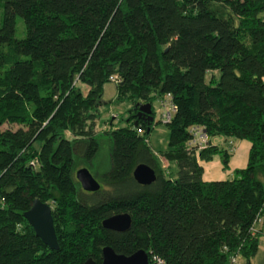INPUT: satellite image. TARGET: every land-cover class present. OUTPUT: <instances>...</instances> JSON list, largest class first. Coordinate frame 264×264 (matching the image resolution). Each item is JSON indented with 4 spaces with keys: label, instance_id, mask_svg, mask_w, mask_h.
Instances as JSON below:
<instances>
[{
    "label": "trees",
    "instance_id": "trees-1",
    "mask_svg": "<svg viewBox=\"0 0 264 264\" xmlns=\"http://www.w3.org/2000/svg\"><path fill=\"white\" fill-rule=\"evenodd\" d=\"M105 84L129 108L122 126L95 131ZM155 100L175 108L158 152L146 142ZM192 127L202 149L189 146ZM230 139L249 144L245 167L203 182L198 162L218 156L225 169ZM140 164L155 175L147 186L132 179ZM80 167L99 177L97 194L79 188ZM34 199L51 209L56 251L22 218ZM118 213L127 231L101 227ZM255 218L264 223V0H0V264H100L105 246L143 250L149 264H249Z\"/></svg>",
    "mask_w": 264,
    "mask_h": 264
},
{
    "label": "water",
    "instance_id": "water-1",
    "mask_svg": "<svg viewBox=\"0 0 264 264\" xmlns=\"http://www.w3.org/2000/svg\"><path fill=\"white\" fill-rule=\"evenodd\" d=\"M149 105L144 104L138 108V114L146 116L148 121ZM75 181L83 192L93 193L99 189V184L91 175L86 167H80L73 173ZM133 181L141 186H147L155 180L154 172L145 165H137L132 171ZM50 207L34 199L29 208L22 213V218L31 228L33 235L50 251H56L58 245L56 242ZM101 227L116 233H123L130 227V218L126 213L111 215L100 223ZM100 264H149L148 255L143 250H138L128 256L115 254L111 248L105 246L100 250ZM81 264H93L90 258H87Z\"/></svg>",
    "mask_w": 264,
    "mask_h": 264
},
{
    "label": "rangeland",
    "instance_id": "rangeland-1",
    "mask_svg": "<svg viewBox=\"0 0 264 264\" xmlns=\"http://www.w3.org/2000/svg\"><path fill=\"white\" fill-rule=\"evenodd\" d=\"M23 36V24L19 18H16L14 37L16 39H21L23 38ZM114 95V86L111 84H105L103 86L102 92V105L98 109V116L94 127L95 131L104 130L105 128H108V125L110 123H112V125L116 127L122 126L124 124L123 119L125 118L127 110L129 108L128 104L126 102L118 103L114 101ZM152 111L153 124L151 130L148 132V135L146 137V142L154 152H158L166 148L168 136L167 127L161 124L160 122V114L162 113L163 109L159 105V100H155L152 102ZM107 151V144H103V146L100 147L99 154L97 155V157H95L94 161L91 164L94 169H97L99 167L100 173H103L108 169V162L106 157ZM88 170L92 174V170H90V168ZM92 175L95 179L99 180V177L94 176V174ZM258 258L264 263V250H260L258 252ZM235 264L244 263L241 259L238 258L236 259Z\"/></svg>",
    "mask_w": 264,
    "mask_h": 264
},
{
    "label": "crops",
    "instance_id": "crops-1",
    "mask_svg": "<svg viewBox=\"0 0 264 264\" xmlns=\"http://www.w3.org/2000/svg\"><path fill=\"white\" fill-rule=\"evenodd\" d=\"M225 141L226 140L222 137H214L209 139L211 145L221 146L224 149L227 148ZM230 141L233 143V151L229 154L228 162L225 169H222L218 156H214L212 160L208 162H198V165H200L202 168L201 180L203 182L230 179L232 177L233 171L243 169L245 167L249 144L244 140L230 139ZM160 163L164 167L167 166L165 162ZM170 169H173L172 165L170 166ZM256 231L258 233L257 250L254 256L250 259L249 264H264L262 260L258 258V252L260 250H264V223L257 225Z\"/></svg>",
    "mask_w": 264,
    "mask_h": 264
},
{
    "label": "built area",
    "instance_id": "built-area-1",
    "mask_svg": "<svg viewBox=\"0 0 264 264\" xmlns=\"http://www.w3.org/2000/svg\"><path fill=\"white\" fill-rule=\"evenodd\" d=\"M109 81L111 83H116V78L115 77H110ZM168 99V97H166ZM166 99V100H167ZM161 107H163V112L160 114V120L161 123L166 124L169 122L171 114L175 111L174 106L169 102V101H163L159 103ZM190 134H191V141L189 143L190 147H196L197 149H202L205 144H206V136L204 132L199 128V127H192L190 129ZM231 143L229 144V151L230 153L233 151L231 147ZM261 218H255L251 224L250 231L253 233L256 230V226L261 224ZM155 264H161V261L159 259H155L154 257L152 258ZM236 259H238L237 256L231 257L230 258V264H235Z\"/></svg>",
    "mask_w": 264,
    "mask_h": 264
},
{
    "label": "flooded vegetation",
    "instance_id": "flooded-vegetation-1",
    "mask_svg": "<svg viewBox=\"0 0 264 264\" xmlns=\"http://www.w3.org/2000/svg\"><path fill=\"white\" fill-rule=\"evenodd\" d=\"M97 182H98V184H99V189L96 191V192H93V193H87V192H85L86 194H97L99 191H101V189H102V185H101V183L97 180V179H95Z\"/></svg>",
    "mask_w": 264,
    "mask_h": 264
}]
</instances>
